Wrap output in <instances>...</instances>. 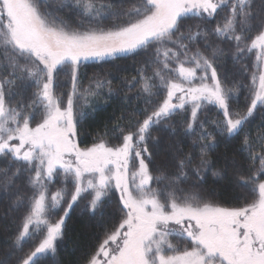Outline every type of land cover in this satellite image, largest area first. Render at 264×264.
<instances>
[{
    "label": "snow or ice",
    "instance_id": "snow-or-ice-1",
    "mask_svg": "<svg viewBox=\"0 0 264 264\" xmlns=\"http://www.w3.org/2000/svg\"><path fill=\"white\" fill-rule=\"evenodd\" d=\"M65 6L93 20L123 22L80 30L59 17L50 0H0V191L15 197L13 211L24 212L0 264H39L45 254L54 255L65 218L83 194L91 197L87 208L95 214L113 191L119 194L122 215L86 264H264V125L255 138L245 132L257 108H264V0H140L121 13L106 11L111 4L97 7L95 0H60L58 7ZM187 19L196 22L186 24ZM212 37L234 48L232 59L245 73L249 65L243 62L254 56L250 85H242L251 97L244 114L231 109L239 87L235 82L228 87L218 73L217 62L226 50ZM153 47L136 83L146 104L153 97L163 99L151 111L143 109L142 120L112 129L120 143L110 144L106 129L81 147L78 126L87 115L83 108L89 97L105 87L112 92L111 81L104 79L81 91L82 62ZM65 69H70L71 90L58 94V76ZM206 105L223 116L211 121L220 135L244 133L241 151L255 171L239 177V186L250 194L243 206L206 200L182 186L190 172L203 180L208 151L218 145L206 121L199 119ZM189 111L184 131L200 142L199 164L193 166L191 154L177 147L171 163L175 172L153 175V129H167L174 116ZM25 174L31 195L16 186ZM57 182L62 186L51 191ZM64 203L63 215L53 222L50 214ZM37 237L42 238L25 253L23 244ZM174 237L184 246L173 243Z\"/></svg>",
    "mask_w": 264,
    "mask_h": 264
},
{
    "label": "trees",
    "instance_id": "trees-1",
    "mask_svg": "<svg viewBox=\"0 0 264 264\" xmlns=\"http://www.w3.org/2000/svg\"><path fill=\"white\" fill-rule=\"evenodd\" d=\"M53 10L61 17L71 28H79L84 30L88 27L111 28L113 25L123 22L112 17L108 19H90L82 15L80 10L72 7L59 8L60 0H50ZM97 7L101 3L111 4L112 13H121L134 5H138L140 0H95ZM68 4H73V0H67ZM226 14L221 13V16ZM196 21L187 19L186 24H193ZM209 27H214V23ZM183 31V28H182ZM214 44H218L226 50L225 55L217 62V70L222 79L227 78L228 87H232L235 82L239 87L238 95L231 103V109L234 112L244 114L247 106L250 104V92L247 87L242 85H250L251 65L254 62V56H249L243 63L249 65V72L242 71V65L235 63L232 54L235 51L230 44L221 43L214 37L210 38ZM203 50V43L200 45ZM195 45L193 50H195ZM210 55L209 52L205 53ZM154 55V47L145 50H137L136 53L119 56L115 59L107 58L102 61H84L79 69V81L81 91L94 85L96 79H104L111 81L112 92L109 95L108 88L105 87L96 97H89V106L83 110L87 113L85 118L78 126L80 136L78 137L81 147L90 146L97 139V134L103 135L105 130L108 136L105 137L110 144H118L121 141L117 139L119 133H113L112 129L117 125L127 127L129 120L143 119V109L147 108L151 111L152 107L163 99V95L153 97L152 104H146L144 94L140 91L138 72L144 67V62ZM175 66V65H173ZM151 74V70H148ZM135 78V80H134ZM57 92L68 93L71 86L70 69H65L58 76ZM135 85L130 87V85ZM33 89H29V92ZM83 105V101L78 102V106ZM190 115L189 112H182L174 116L168 121L167 129L155 128L152 131L154 140L149 141V150L152 152V162L149 167L153 174H160L161 171L168 175H172L175 169L171 167L172 158L175 149L178 147L185 154H191L193 157V166L199 164L200 161V142L196 136L185 134V122ZM121 117H124L121 120ZM199 119L206 121V128L211 132L218 145L214 150L208 151L207 159L209 164L201 169L200 175L203 180H199L190 172L189 179L185 188L199 192L206 200L223 204L225 206H243L247 202L250 194L248 189L242 188L238 184L240 176H249L255 171L251 162L247 159V153L241 151L244 133L228 138L222 136L214 127L211 121H222L223 116L219 110L212 105H206L202 110ZM264 125V108L258 107L253 117H251L246 125L245 132H250L255 138L257 132ZM172 129H175L173 133ZM158 141V143H156ZM194 141H196L194 143ZM259 151V147L256 148ZM233 161L235 163H233ZM4 166V162L0 161V167ZM255 167H259L257 161ZM220 172L221 177L218 179L213 173ZM17 188L22 194L31 195V190L27 186L26 174L16 182ZM57 182L51 191H55L61 187ZM69 191L72 186L68 184ZM15 191V189H13ZM70 197L66 198L69 199ZM12 199L6 197L0 191V255L7 250L14 238L13 234L19 226L23 211H13L11 209ZM91 197L85 193L83 197L73 205L69 211L68 217L65 218V228L62 238L56 242V252L53 255L45 254L39 260V264H86L87 257L95 250L99 243L103 240L107 231H110L114 225L118 224L121 207L119 203V194L113 191L104 204L93 214L88 208V202ZM64 203L60 209L54 214H50V219L54 222L63 215ZM42 237L30 239L23 244L24 252H28L34 248ZM23 255V253H19Z\"/></svg>",
    "mask_w": 264,
    "mask_h": 264
},
{
    "label": "rangeland",
    "instance_id": "rangeland-1",
    "mask_svg": "<svg viewBox=\"0 0 264 264\" xmlns=\"http://www.w3.org/2000/svg\"><path fill=\"white\" fill-rule=\"evenodd\" d=\"M71 90V86L69 87V91ZM214 174V173H213ZM153 175H159L158 173L157 174H153ZM216 178H220V177H217L216 175H214ZM153 186H155V185H153ZM172 241H173V243H177L179 246H181V247H183L184 245H183V243H181V242H179L178 241V238H172ZM48 254H50V253H48Z\"/></svg>",
    "mask_w": 264,
    "mask_h": 264
}]
</instances>
